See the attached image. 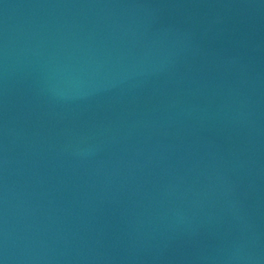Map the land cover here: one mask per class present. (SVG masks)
<instances>
[{"label":"water","instance_id":"obj_1","mask_svg":"<svg viewBox=\"0 0 264 264\" xmlns=\"http://www.w3.org/2000/svg\"><path fill=\"white\" fill-rule=\"evenodd\" d=\"M0 264H264V0H0Z\"/></svg>","mask_w":264,"mask_h":264}]
</instances>
